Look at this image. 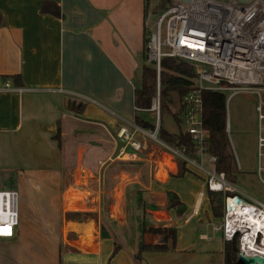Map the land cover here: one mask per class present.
<instances>
[{"label": "crops", "instance_id": "obj_1", "mask_svg": "<svg viewBox=\"0 0 264 264\" xmlns=\"http://www.w3.org/2000/svg\"><path fill=\"white\" fill-rule=\"evenodd\" d=\"M46 2L57 4L59 14L54 6L46 10ZM148 6L145 0H0V77L19 73L20 84L13 83L26 89L0 91V173L15 172L21 187L35 177L32 186L49 188L52 201L44 216L22 205L14 264H224L225 241L216 229L222 217L213 213L206 172L187 163L180 174L179 158L155 146L146 129L135 135L141 151L127 147L118 156L119 127L138 125L135 77L151 26ZM77 122L82 129L69 134ZM252 122L239 166L247 171L255 170L258 152L256 117ZM168 192L180 204L170 207ZM68 213L95 216L81 222ZM103 225L109 238L100 235ZM143 225L174 227L175 247L172 234L143 232ZM115 243L120 248L113 253ZM141 244L167 250L145 248L138 263Z\"/></svg>", "mask_w": 264, "mask_h": 264}, {"label": "built area", "instance_id": "obj_2", "mask_svg": "<svg viewBox=\"0 0 264 264\" xmlns=\"http://www.w3.org/2000/svg\"><path fill=\"white\" fill-rule=\"evenodd\" d=\"M148 59L156 64L158 76L163 57H175L193 64L197 75L196 86L183 97L184 123L192 137L196 157L185 154L160 140L157 128L153 134L136 125L130 129L123 124L117 137L124 147L118 156H124L131 147L138 152L143 144L136 133L144 131L173 155L189 165L206 172L208 190L224 193V213L217 230L223 240H238V255L264 257V202L241 196L224 171L215 167L216 157L207 152L206 134L202 126V91H230L257 93L258 127L257 174L262 181L264 173V0H175L149 27ZM253 86H256L255 88ZM23 92L11 78L0 77V91ZM153 108L160 109L159 95ZM159 124H157V127ZM205 160L213 167L205 170ZM237 164V162H236ZM19 223V192L0 190V238H13Z\"/></svg>", "mask_w": 264, "mask_h": 264}, {"label": "trees", "instance_id": "obj_3", "mask_svg": "<svg viewBox=\"0 0 264 264\" xmlns=\"http://www.w3.org/2000/svg\"><path fill=\"white\" fill-rule=\"evenodd\" d=\"M172 0H159L155 13L161 14L170 5ZM149 5V0H145ZM46 10L50 6H54L53 14H59V6L53 2H46L44 5ZM150 29L146 27L144 34V50L142 57L145 62L141 68L140 85L135 87V105L137 114L135 121L143 129L155 131L157 128V136L160 140L167 144L183 149L185 154L190 157H196L194 144L191 135L186 130L184 123L185 108L183 105V97L196 86V72L193 64L185 60L175 57H163L161 60V69L158 76L156 64L148 59L147 43L150 39ZM11 78L15 84H20L21 75L19 73L12 76H2ZM226 91L204 90L202 91V126L206 134L207 152L216 157L215 167L218 171H224L227 179L235 184L238 169L235 160L233 148L231 146L228 135V116H227V95ZM160 97V120L161 123L157 127L156 123L151 120H144L140 115V111H149L153 99ZM167 114L174 120L177 126L176 131H170L163 125V115ZM178 157V156H176ZM180 161V174L186 172L187 162L178 157ZM209 197L212 210L215 216H223L224 213V193L209 190ZM169 206L180 204L176 193L168 192ZM75 213L73 214L76 216ZM89 214V213H88ZM71 215V214H67ZM143 232L154 233H170L173 235V246L175 247L176 229L174 227H146L142 226ZM120 245L115 243L114 252L116 253ZM145 248L151 250L165 251L167 248L159 246H144L141 244L135 254L138 263L142 260V252ZM238 240L224 242L223 254L224 264H240L238 261Z\"/></svg>", "mask_w": 264, "mask_h": 264}, {"label": "rangeland", "instance_id": "obj_4", "mask_svg": "<svg viewBox=\"0 0 264 264\" xmlns=\"http://www.w3.org/2000/svg\"><path fill=\"white\" fill-rule=\"evenodd\" d=\"M159 3V0H149V23L152 25L157 20L159 14L154 13L155 8L157 7V4ZM145 62L143 57L141 56V66ZM141 81V67L139 71V75L135 77V83L136 86L140 85ZM254 88L256 86H253ZM227 95V116H228V135L229 140L231 143V146L233 148V152L235 155V160L237 161V166H240V162L242 164L243 156L248 153L246 150L247 146V139H249L252 135V129H253V122L252 118L256 117V120L258 121V127H259V119L258 114L256 112V105L259 101V95L257 93H251V92H241L238 94H235L232 96L230 91L225 92ZM156 96L155 98H157ZM154 98V99H155ZM264 98V94H263ZM153 99V102H154ZM160 99V97H159ZM153 102L151 107L148 109L149 111H140V115L142 119L144 120H150L154 121L157 124L161 123V118L159 114L158 118V111L157 109L153 108ZM160 113V109H159ZM163 125L168 128L170 131H176L177 126L173 119L167 114L163 115ZM186 126V125H184ZM70 132L69 134L75 131V128L82 129L81 123L77 122L76 124H71ZM151 134L154 133V131H150ZM257 134H258V128H257ZM240 136H242V139H238ZM152 139H155L156 143L155 146L158 148L166 149L162 144L159 143L158 139L151 136ZM72 142V141H71ZM29 156V162L30 163H36V161L39 159L38 156H35L32 152L28 151ZM27 158V157H26ZM257 158H258V152L256 155V167L255 170L251 169L250 171H247L244 167H239L238 171V177L235 181V184L237 188H241L245 190L250 196L253 198L258 199L259 201L264 202V181L260 179V177L257 174ZM197 170V168H196ZM250 174L251 176L249 178L245 177L246 175ZM264 180V173L262 175ZM31 179H35V177L28 178L27 184L29 183V187H21L16 178V173L13 171H3V173H0V190H10L15 189L19 192V219L24 213L21 211L22 205L26 208V211L29 209V213H32L33 217L41 216L44 214H50L52 212V201L50 199V189L42 187L35 183L32 186ZM26 184V185H27ZM95 214L89 213V214H83L81 216H74L73 214L67 215L66 217L69 220H75L74 218H77V220H80L81 222L88 221L91 217H94ZM216 219V218H215ZM218 225L220 222L222 223L220 218H217ZM221 232V231H220ZM218 232V233H220ZM221 236V233L219 234ZM13 238H0V264H14V243Z\"/></svg>", "mask_w": 264, "mask_h": 264}, {"label": "water", "instance_id": "obj_5", "mask_svg": "<svg viewBox=\"0 0 264 264\" xmlns=\"http://www.w3.org/2000/svg\"><path fill=\"white\" fill-rule=\"evenodd\" d=\"M242 3H248L250 0H238ZM172 4L175 3V0L171 1ZM100 235L102 238H109L110 235L108 231L105 229L104 225L101 227ZM238 261L240 264H264V257L261 255H245L243 253H240L238 255Z\"/></svg>", "mask_w": 264, "mask_h": 264}]
</instances>
